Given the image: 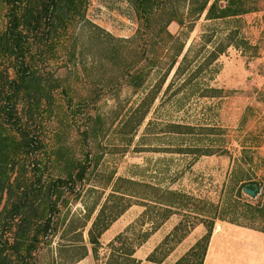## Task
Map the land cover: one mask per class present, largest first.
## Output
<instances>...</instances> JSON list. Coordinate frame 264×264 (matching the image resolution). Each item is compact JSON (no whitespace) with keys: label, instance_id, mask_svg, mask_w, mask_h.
<instances>
[{"label":"trees","instance_id":"trees-1","mask_svg":"<svg viewBox=\"0 0 264 264\" xmlns=\"http://www.w3.org/2000/svg\"><path fill=\"white\" fill-rule=\"evenodd\" d=\"M127 2L139 24L135 38L124 41H139L126 54L108 32L86 18L89 0H0V264H41L40 251L60 230L62 242L50 264H75L89 251L94 255V264L141 262L135 252L150 233H134V222L109 241L106 260L98 253L101 234L138 197L133 189L120 191L116 185L120 181L129 185L139 182L118 177L93 218V211L88 210L78 222L72 219L64 223L69 208L63 210L80 198L93 162L88 140L96 138L93 125L101 117L90 110L98 100L123 86L132 87L134 92L147 89L144 84L149 71H144L143 59L156 65L150 56H161L153 53L157 49L166 51L169 57L167 75L179 62L194 22L202 14L212 20L237 16L247 9L237 0ZM173 21L179 26L176 33L168 29ZM102 51L107 52L103 62ZM216 54L211 52V61ZM186 57L184 53L174 75L181 74ZM99 65L104 69L94 75ZM158 90L148 88L143 94L137 126ZM72 124L83 127L77 129L81 153L67 143V128ZM237 161L242 163L241 158ZM253 185L258 188L254 197L241 193L245 186ZM238 197L244 207L240 217L249 226L257 222V229L264 233V176L259 181L242 183ZM143 206L147 210L148 205ZM164 208L165 219L173 212L170 204ZM89 221L85 241L82 230ZM212 225L207 224L206 233L173 264H202ZM68 234L72 238L65 239ZM161 244L146 257L153 264H162L168 254L156 257Z\"/></svg>","mask_w":264,"mask_h":264},{"label":"rangeland","instance_id":"rangeland-1","mask_svg":"<svg viewBox=\"0 0 264 264\" xmlns=\"http://www.w3.org/2000/svg\"><path fill=\"white\" fill-rule=\"evenodd\" d=\"M237 1L247 12L212 20L202 14L195 20L178 58L180 62L186 53L180 75H174L179 62L164 75L169 57L166 51L157 49L153 53L161 56H150L156 65L143 59L144 71H149L144 84L147 89L134 92L132 87L123 86L117 94L112 92L98 100L90 110L101 117L93 125L96 138L88 140L93 162L80 198L63 210L69 208L64 223L72 219L78 222L88 210L93 211V218L118 177L140 183L120 181L116 185L120 191L133 189L138 197L101 234L98 253L102 260L109 256V241L131 222L135 224L134 233H150L135 252L140 264H153L146 257L161 243L156 257L168 253L162 264H173L206 233L210 222V241L215 230L261 232L257 222L249 226L240 217L244 207L238 190L242 183L259 181L264 176V0ZM86 18L108 32L126 54L139 41H124L135 38L139 24L127 0H89ZM168 29L176 33L179 26L173 21ZM215 51L216 58L211 61V52ZM105 54L101 52V62ZM103 69L102 65L96 66L94 75ZM148 88L159 90L137 126L142 111L139 103ZM82 128L73 124L67 128L68 145L80 153L81 135L77 129ZM239 158L242 163H238ZM143 204L148 205L147 210ZM167 204L172 205L173 213L164 219ZM89 226L90 221L82 230L85 241ZM59 233L40 251L41 264H50L52 256L56 257L62 242ZM218 233L220 240L222 233ZM72 236L68 234L65 239ZM245 238L226 236L225 242H244ZM247 256L262 259L264 264V251ZM94 263L89 251L75 264Z\"/></svg>","mask_w":264,"mask_h":264},{"label":"crops","instance_id":"crops-1","mask_svg":"<svg viewBox=\"0 0 264 264\" xmlns=\"http://www.w3.org/2000/svg\"><path fill=\"white\" fill-rule=\"evenodd\" d=\"M240 230H242V233H239ZM218 232L222 233V237L220 240V235H218ZM246 233L249 235H247ZM263 234V232L257 233L255 231H245L241 228L232 229L227 233L220 230H215L213 235L211 236L212 240H209V245L207 244L208 246L202 264H254L255 261L256 264H261L262 259H254V256H247V253H250V255H254L256 251H260L261 253L262 251H264ZM226 236L235 239L244 236L246 238L244 242L243 240H240L235 243L227 244L225 242ZM248 258L250 262L248 261Z\"/></svg>","mask_w":264,"mask_h":264},{"label":"water","instance_id":"water-1","mask_svg":"<svg viewBox=\"0 0 264 264\" xmlns=\"http://www.w3.org/2000/svg\"><path fill=\"white\" fill-rule=\"evenodd\" d=\"M258 190L257 186L253 185L252 188H249L247 186H245L243 188V191L245 194L251 196V197H254L256 195V191Z\"/></svg>","mask_w":264,"mask_h":264}]
</instances>
